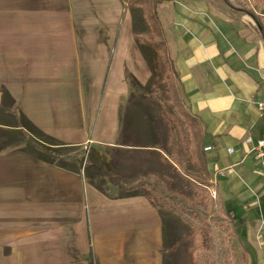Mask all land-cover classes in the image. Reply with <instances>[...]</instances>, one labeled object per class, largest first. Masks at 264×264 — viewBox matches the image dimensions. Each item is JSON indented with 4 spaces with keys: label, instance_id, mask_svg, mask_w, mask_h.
<instances>
[{
    "label": "crops",
    "instance_id": "crops-1",
    "mask_svg": "<svg viewBox=\"0 0 264 264\" xmlns=\"http://www.w3.org/2000/svg\"><path fill=\"white\" fill-rule=\"evenodd\" d=\"M105 1L0 0V74L8 92L16 96L17 89H24L13 86L11 80H54L56 50L88 45L87 40L78 42L77 28L85 34H102L96 36L94 45L104 49ZM113 2L120 5L119 0ZM240 2L161 0L156 13L183 100L201 125L202 149L211 147L203 153L214 190L235 219L248 264H264V168L246 154L244 144L246 136L254 140L264 136V118L254 104L264 100V36L242 9L251 7L264 24V0ZM18 50L27 58L19 59ZM42 85L37 91H51L49 83ZM97 144L102 146L97 147L99 152L105 146L115 151L129 148L118 143L117 137L100 139ZM99 156L106 174L111 168L122 176L123 163L116 169L112 158L104 152ZM84 216L85 221L82 218L74 228L67 218L62 232L55 226L49 233L33 228L12 237V243L0 227L1 264H25V246L42 237L57 251L55 264H89L90 260L96 264H162L161 217L144 198L92 201ZM10 244L4 255L3 248Z\"/></svg>",
    "mask_w": 264,
    "mask_h": 264
},
{
    "label": "rangeland",
    "instance_id": "rangeland-1",
    "mask_svg": "<svg viewBox=\"0 0 264 264\" xmlns=\"http://www.w3.org/2000/svg\"><path fill=\"white\" fill-rule=\"evenodd\" d=\"M102 14L105 48L94 45L96 36L101 38L102 34H85L77 28L78 42L87 40L88 45L82 47L80 43V47L73 50L57 49L58 72L52 81L11 80L13 86L24 87L15 91L16 96L9 92L13 104L2 100V89H7L0 74V131H7L0 133V137L3 142L18 141L16 145L0 150V227L10 236L8 243L13 242L12 237L33 231V228L49 233L55 226L59 231L65 227L67 218L74 223V228L81 224L82 218L85 221L84 215L92 201L120 198L125 190L110 184L106 176L95 178L93 184L85 178L82 167L89 152L98 164L97 158H102L100 152L114 160L116 169H119L117 164L123 163L122 176L114 168L115 173L111 168L107 171L124 187L140 177L152 175L169 191L193 203L197 199L196 188L183 179L165 155L168 128L160 105L179 124L183 137L187 133L163 94V87L154 72L152 53L133 38L135 32H146L145 22L139 11L130 9L126 1H120L118 5L113 0H106ZM18 56L21 60L27 58L21 50H18ZM125 68L137 79L140 88L128 85L122 76ZM46 83L52 86L50 92L37 91L36 88ZM22 116L46 135L66 144V155L83 159L78 173L31 156L30 147L22 142L25 140L26 143L29 136H24L25 131L21 128L9 127L24 124ZM107 137H117L118 143L129 148L115 151L104 145L103 151L99 152L97 147L102 146L97 141ZM109 165L113 167L112 163ZM116 174L118 177H113ZM161 226L162 264H193L194 230L170 215L161 217ZM216 230L225 264H244V259L248 264L243 243L241 246L236 239L235 228L217 227ZM5 246L3 254L7 255L11 244ZM52 247L44 237L28 243L23 250L25 264H55L57 251ZM1 253L2 250L0 264Z\"/></svg>",
    "mask_w": 264,
    "mask_h": 264
},
{
    "label": "trees",
    "instance_id": "trees-1",
    "mask_svg": "<svg viewBox=\"0 0 264 264\" xmlns=\"http://www.w3.org/2000/svg\"><path fill=\"white\" fill-rule=\"evenodd\" d=\"M126 1L128 7L138 10L141 18L147 26L146 32H135L133 38L142 47L148 49L153 55L154 72L157 75L163 94L167 103L171 106L175 115L185 127L187 135L183 137L179 124L167 113L163 105H160L163 119L168 128L166 141L167 151L165 155L170 158L178 173L187 179L199 193L195 203L182 195L173 193L152 175L140 177L134 183L124 187L121 182L114 180L105 170V163L97 158L93 161L90 152L87 154L82 167L85 178L92 184L95 178L101 179L102 175L109 178V183L125 190L120 198L142 197L160 215V217L170 215L178 218L192 230L193 236V264H225V257L222 244L219 242L217 227H228L234 230L235 219L226 209L225 203L218 192L215 198L208 194L209 188L216 189L210 182L207 171L206 158L203 153V131L199 121L191 115L186 107L179 89L178 74L168 53L167 44L164 38L163 29L156 13V7L161 0H120ZM241 3L240 0H236ZM250 3L255 0H249ZM243 6V5H242ZM247 6V5H246ZM243 6L244 12L248 13L256 22L264 36V24L262 18L256 15L252 8ZM124 78L129 86L140 88L141 85L131 72L125 68ZM2 100L14 103L9 92L2 89ZM24 124L10 125L9 127L21 128L24 136H29L25 143L30 147V154L35 159L54 165L60 169L72 173H78L83 163L82 158L66 155L68 148L66 144L46 135L36 128L24 116L21 117ZM7 126L6 124H4ZM3 129V128H2ZM3 131V130H1ZM6 134L7 131L1 132ZM17 131V130H16ZM3 137H0V142ZM3 142V141H2ZM18 141H6L1 145L0 150L16 145ZM21 143V142H20ZM93 166V167H92ZM94 170V171H93ZM95 170L97 172H95ZM217 191V190H216ZM235 232V231H234ZM236 239L241 244L240 237L236 233ZM243 247V246H242ZM244 254L246 251L242 248ZM245 257V255H244ZM244 264L246 260L244 259ZM89 264H96L90 260Z\"/></svg>",
    "mask_w": 264,
    "mask_h": 264
},
{
    "label": "built area",
    "instance_id": "built-area-1",
    "mask_svg": "<svg viewBox=\"0 0 264 264\" xmlns=\"http://www.w3.org/2000/svg\"><path fill=\"white\" fill-rule=\"evenodd\" d=\"M257 110L260 112L261 116L264 118V100L254 101ZM244 144L247 146L246 154L253 155V157L259 162V164L264 168V136L260 139L254 140L251 136H246L244 139ZM211 150L210 146L203 148V152H208ZM228 153H231L232 150L228 149ZM209 193L212 198H215L216 192L214 188L209 189Z\"/></svg>",
    "mask_w": 264,
    "mask_h": 264
}]
</instances>
